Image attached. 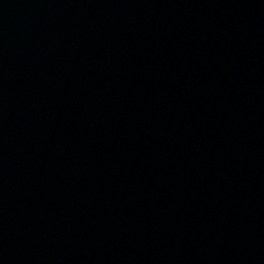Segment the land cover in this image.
<instances>
[{
  "label": "water",
  "instance_id": "water-1",
  "mask_svg": "<svg viewBox=\"0 0 264 264\" xmlns=\"http://www.w3.org/2000/svg\"><path fill=\"white\" fill-rule=\"evenodd\" d=\"M0 264H264V0H0Z\"/></svg>",
  "mask_w": 264,
  "mask_h": 264
}]
</instances>
